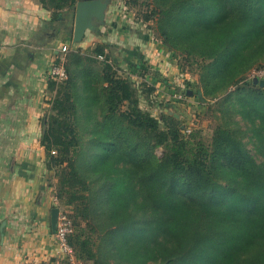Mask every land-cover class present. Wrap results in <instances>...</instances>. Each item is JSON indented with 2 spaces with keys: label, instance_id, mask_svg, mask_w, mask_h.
I'll return each instance as SVG.
<instances>
[{
  "label": "trees",
  "instance_id": "obj_1",
  "mask_svg": "<svg viewBox=\"0 0 264 264\" xmlns=\"http://www.w3.org/2000/svg\"><path fill=\"white\" fill-rule=\"evenodd\" d=\"M75 2L39 0L54 20ZM123 4L176 60L184 77L175 90L186 97L192 90L210 133L165 111L171 105L153 100L152 83L123 71L108 42L70 44L66 78L47 79L40 143L55 178L54 206L69 208L74 257L264 264V87L250 78L264 68V0ZM141 96L160 114L143 109Z\"/></svg>",
  "mask_w": 264,
  "mask_h": 264
},
{
  "label": "crops",
  "instance_id": "obj_2",
  "mask_svg": "<svg viewBox=\"0 0 264 264\" xmlns=\"http://www.w3.org/2000/svg\"><path fill=\"white\" fill-rule=\"evenodd\" d=\"M121 2L109 0L104 23L72 43L75 5L54 20L39 0H0V264H38L60 254L50 225L55 178L45 166L40 135L49 69L62 44L87 48L108 42L117 65L139 81L151 77L154 92L159 84L170 95L175 84L182 86L169 53ZM141 66L167 82L143 74ZM164 100L171 107L179 101Z\"/></svg>",
  "mask_w": 264,
  "mask_h": 264
},
{
  "label": "built area",
  "instance_id": "obj_3",
  "mask_svg": "<svg viewBox=\"0 0 264 264\" xmlns=\"http://www.w3.org/2000/svg\"><path fill=\"white\" fill-rule=\"evenodd\" d=\"M68 49V45L62 44L57 51V60L55 62L53 61L50 65L49 77L54 80L59 81L66 78L64 62L66 60L65 55ZM253 77L264 79V68L253 69L250 73V78L252 79ZM171 97L175 100H180L182 99V94L174 92L172 93ZM71 230V220L68 216L66 209L59 207L54 236L60 254L53 259H49L38 264H81V262L74 257L72 248L67 242V235L71 232Z\"/></svg>",
  "mask_w": 264,
  "mask_h": 264
},
{
  "label": "rangeland",
  "instance_id": "obj_4",
  "mask_svg": "<svg viewBox=\"0 0 264 264\" xmlns=\"http://www.w3.org/2000/svg\"><path fill=\"white\" fill-rule=\"evenodd\" d=\"M121 3L123 4V0H122ZM168 55H169V59L172 60V66L175 67L176 68V71H177L178 65L176 63V60L175 59H172V57H171L170 54H168ZM129 75L131 76L132 79H134L135 74L133 75L134 77H132V75L130 73H129ZM174 75L176 76L178 74H174ZM149 76H151V75H149ZM178 77H179V75H178ZM191 77H194L195 78V76H191ZM143 78H144V76H143ZM182 78H183V76H180L179 77V81L183 85V80H181ZM141 80H143V79H140V81ZM134 81H136V83H140L139 79L137 80V78H135ZM144 81L150 83L151 77H149V79L146 77V79H144ZM169 88L172 89L171 86H169ZM169 88H167V90ZM173 88H174V90L176 89V84H175V86H173ZM177 93H179V92H177ZM156 95H159V97L161 98V100H163V102H164L165 101L164 99L165 98L166 99L171 98V95L172 94L170 95L169 92H166L165 91V88L163 87V84H159L158 85L157 92H154L153 93V100H155L157 98ZM188 97H191V99H188ZM156 100L158 101V99H156ZM175 101H177V100H175ZM177 102H178V104H177V106L174 107V110H177V112H179V114H178L179 116L178 117H180V119L182 120V122L188 128H190V127H200V128H202V131H203V133L205 135H209V133H210V128L208 126L209 121L207 119L203 118V112H204L205 106L202 105L198 101L197 97L196 96H191V95H189V96L186 97L185 95L182 94V99H180ZM140 106L143 109H148L153 115H159L160 112H161L160 105L153 104V103L152 104H148V99L144 98L143 96H141V98H140ZM161 151H162V149L159 148V147L156 149V153L158 155L161 154ZM60 207L63 208V206H60ZM67 208L68 207H66V209Z\"/></svg>",
  "mask_w": 264,
  "mask_h": 264
},
{
  "label": "water",
  "instance_id": "obj_5",
  "mask_svg": "<svg viewBox=\"0 0 264 264\" xmlns=\"http://www.w3.org/2000/svg\"><path fill=\"white\" fill-rule=\"evenodd\" d=\"M109 0H76L74 10V20L72 28V43H79L85 36L87 30L95 31L97 23L103 24L105 21V11L108 6ZM253 84L264 87V79L258 77L252 78ZM192 90L186 89V94L191 95ZM198 95H201V91H198ZM169 114H173L178 117L177 112H173L165 108ZM58 206L51 208L50 225L53 231H55Z\"/></svg>",
  "mask_w": 264,
  "mask_h": 264
}]
</instances>
